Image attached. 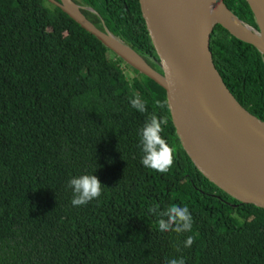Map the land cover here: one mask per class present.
I'll use <instances>...</instances> for the list:
<instances>
[{
	"label": "trees",
	"instance_id": "16d2710c",
	"mask_svg": "<svg viewBox=\"0 0 264 264\" xmlns=\"http://www.w3.org/2000/svg\"><path fill=\"white\" fill-rule=\"evenodd\" d=\"M58 1V0H56ZM155 68L138 0H72ZM257 30L244 0H223ZM213 64L235 100L264 122V56L216 24ZM132 73L130 79L125 71ZM139 95L148 112L132 108ZM158 85L47 0H0V264H264V210L208 182L178 144ZM152 114L174 163H141ZM96 175L102 194L71 204L68 181ZM187 206L191 232H160L161 211ZM192 236L194 243L185 248Z\"/></svg>",
	"mask_w": 264,
	"mask_h": 264
},
{
	"label": "water",
	"instance_id": "95a60500",
	"mask_svg": "<svg viewBox=\"0 0 264 264\" xmlns=\"http://www.w3.org/2000/svg\"><path fill=\"white\" fill-rule=\"evenodd\" d=\"M47 1L158 85L179 146L208 182L239 204L264 210V122L235 100L209 50L218 24L264 56V0H244L257 30L239 21L223 0H138L155 68L106 29L95 27L72 0ZM220 10L253 37L239 36L219 22Z\"/></svg>",
	"mask_w": 264,
	"mask_h": 264
},
{
	"label": "clouds",
	"instance_id": "9594fccd",
	"mask_svg": "<svg viewBox=\"0 0 264 264\" xmlns=\"http://www.w3.org/2000/svg\"><path fill=\"white\" fill-rule=\"evenodd\" d=\"M129 102L132 108L140 113L148 112L147 102L139 95L134 96ZM156 104L161 108L164 107V104L159 100L156 101ZM166 124V119L152 114L139 131L141 151L143 152L141 163L146 168L162 174L167 173L174 163V149L161 135L164 132L163 126ZM102 185L96 175L84 174L71 178L67 185L73 192L71 204L74 207L83 206L89 201L99 198L102 194ZM148 211L150 214L159 217L158 230L160 232L175 231L176 233H182L192 231L193 219L186 205L181 207L173 204L164 211L153 206ZM193 243V237L188 236L184 241V247L189 248ZM165 264H185V260L181 257L180 259L168 260Z\"/></svg>",
	"mask_w": 264,
	"mask_h": 264
},
{
	"label": "bare ground",
	"instance_id": "6f19581e",
	"mask_svg": "<svg viewBox=\"0 0 264 264\" xmlns=\"http://www.w3.org/2000/svg\"><path fill=\"white\" fill-rule=\"evenodd\" d=\"M218 21L227 26L233 33L244 36V37H253L252 31L247 27H244L242 24L237 22L231 15L227 14L225 11L220 10ZM204 101H207V97L204 98Z\"/></svg>",
	"mask_w": 264,
	"mask_h": 264
},
{
	"label": "rangeland",
	"instance_id": "374dc122",
	"mask_svg": "<svg viewBox=\"0 0 264 264\" xmlns=\"http://www.w3.org/2000/svg\"><path fill=\"white\" fill-rule=\"evenodd\" d=\"M125 75L127 76L128 79H130L132 77V73L129 70L125 71Z\"/></svg>",
	"mask_w": 264,
	"mask_h": 264
}]
</instances>
